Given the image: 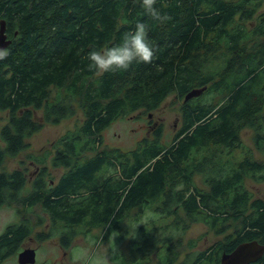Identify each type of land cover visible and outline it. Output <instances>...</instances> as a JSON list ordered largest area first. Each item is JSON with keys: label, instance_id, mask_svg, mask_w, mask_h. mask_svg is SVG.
Returning a JSON list of instances; mask_svg holds the SVG:
<instances>
[{"label": "trees", "instance_id": "1", "mask_svg": "<svg viewBox=\"0 0 264 264\" xmlns=\"http://www.w3.org/2000/svg\"><path fill=\"white\" fill-rule=\"evenodd\" d=\"M263 6L264 0H157L161 15L170 17L159 22L141 0H0L10 41L0 60V111L7 112L0 168L44 122L57 124L77 109L83 118L54 141L52 155L37 160L28 188L21 170L0 171V206L39 205L49 229L37 240L57 236L64 248L93 229L106 238L116 232L128 241L115 258L119 264H149L152 257L155 264H220L239 243L264 246V197L245 184L264 181V160L240 137L252 130L254 148L264 156ZM138 22L149 27L152 63L133 62L127 71L102 76L89 71L88 53L121 44ZM171 93L183 102L169 143L152 121L150 135L130 149L104 143L102 132L115 120L154 111ZM212 93L217 101H208ZM47 162L64 169L57 181L49 179ZM147 212L153 217L143 220ZM134 223L136 234L130 233ZM193 223L223 240L195 248L193 239L185 240ZM34 227L26 218L5 228L0 263ZM248 264H264V252Z\"/></svg>", "mask_w": 264, "mask_h": 264}, {"label": "rangeland", "instance_id": "2", "mask_svg": "<svg viewBox=\"0 0 264 264\" xmlns=\"http://www.w3.org/2000/svg\"><path fill=\"white\" fill-rule=\"evenodd\" d=\"M263 9L264 6L260 10L262 11ZM219 97L218 94L212 93L211 97L208 96V101H212V99L217 101ZM182 100L183 97L178 96L176 93H171L154 111H136L130 116L118 118L102 132L104 143L123 150L130 149L135 146L137 141L150 135V121L153 122V126L162 125V140L164 143H169L180 124ZM35 116L41 120L42 110H37ZM6 119L7 112L0 111V127L6 122ZM82 122L83 118L80 109H77L73 116L63 119L57 124L44 122L42 128L34 132L26 140L27 147L24 150L16 156L5 159L0 171L8 173L21 168L25 170L26 178L33 176L36 168H39L36 163L44 159V156H50L54 152V141L65 132L82 124ZM252 136L253 132L248 128L240 132L242 142L252 150L253 156L264 160V156L255 150ZM2 146L0 141V147ZM47 167L52 177L49 179H53V181H57L64 172L62 167L55 168L49 163ZM194 179L198 186L204 187L200 175H196ZM245 184L254 196L264 197V181L257 182L246 179ZM28 187L29 184L27 185ZM17 207L16 203H12L8 207H0V234L7 225L17 224L26 218H29L35 227L32 234L27 236L25 241L19 245L16 252L7 256L0 264H18L17 254L25 248H33L35 250L34 264H93V262H97V264H119L120 259H115L116 256L127 250V239L119 238L116 232L111 233L106 238L100 228L93 229L86 236H76L67 250L60 248L57 236L39 241L36 238V234L48 232V217L42 212L39 205H35L31 209L25 208L26 211L18 207L21 213H18ZM149 217H153L151 212H147L142 218L145 220ZM39 220H43V223L36 225ZM138 225L139 223H134L130 233L136 234ZM223 236V234H214L201 223H193L185 232V240L193 239L195 248L201 250L214 245L216 241L223 240ZM155 262L156 260L152 257L149 264H155Z\"/></svg>", "mask_w": 264, "mask_h": 264}, {"label": "clouds", "instance_id": "3", "mask_svg": "<svg viewBox=\"0 0 264 264\" xmlns=\"http://www.w3.org/2000/svg\"><path fill=\"white\" fill-rule=\"evenodd\" d=\"M156 2L157 0H141V6L154 20L164 22L170 19L167 15H161L155 7ZM148 32V25L138 22L134 32L124 34L121 44L100 50L93 49L87 56L90 61L89 71H95L98 76H102L109 72L127 71L133 62L152 63L155 50L148 38ZM8 54L7 49H0V60L5 59Z\"/></svg>", "mask_w": 264, "mask_h": 264}, {"label": "water", "instance_id": "4", "mask_svg": "<svg viewBox=\"0 0 264 264\" xmlns=\"http://www.w3.org/2000/svg\"><path fill=\"white\" fill-rule=\"evenodd\" d=\"M10 41L5 35V22L0 21V49H5ZM205 87L191 90L184 100L200 95ZM264 252V246L256 240L239 243L230 253L223 254L220 264H248L258 260ZM18 264H34L35 250L25 248L17 254Z\"/></svg>", "mask_w": 264, "mask_h": 264}, {"label": "flooded vegetation", "instance_id": "5", "mask_svg": "<svg viewBox=\"0 0 264 264\" xmlns=\"http://www.w3.org/2000/svg\"><path fill=\"white\" fill-rule=\"evenodd\" d=\"M40 168V167H39ZM39 168H36V170H35V172H34V174H33V176H30V177H27V179H26V183H27V185L28 184H30V182L31 181H33V179L36 177V175H37V173H38V171H39ZM15 170H21L22 172H23V175H24V177H25V170L24 169H21V168H18V169H15ZM22 193H23V195L25 196V186H23V189H22ZM2 206H6V207H8V206H10V205H1L0 207H2ZM9 225H11V224H9ZM9 225H7V226H9ZM6 226V227H7ZM5 227V228H6ZM5 230V229H4ZM25 241V238L22 240V242L21 243H23ZM21 243H20V245H21ZM59 243V242H58ZM59 246H60V244H59ZM60 248L61 249H63V250H67V248H64V247H62V246H60ZM69 248V247H68ZM19 253V252H18ZM17 263H18V261H17Z\"/></svg>", "mask_w": 264, "mask_h": 264}]
</instances>
